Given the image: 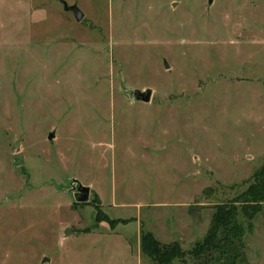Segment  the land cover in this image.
<instances>
[{"label": "rangeland", "instance_id": "obj_1", "mask_svg": "<svg viewBox=\"0 0 264 264\" xmlns=\"http://www.w3.org/2000/svg\"><path fill=\"white\" fill-rule=\"evenodd\" d=\"M263 165L264 0H0V264L187 250ZM244 243L264 264V205Z\"/></svg>", "mask_w": 264, "mask_h": 264}, {"label": "trees", "instance_id": "obj_2", "mask_svg": "<svg viewBox=\"0 0 264 264\" xmlns=\"http://www.w3.org/2000/svg\"><path fill=\"white\" fill-rule=\"evenodd\" d=\"M263 205L264 165L253 173L244 191L229 201L213 206L204 237L190 250H183L177 242L162 243L146 231L140 235V251L154 264H172L176 259L182 262L192 260L196 264H242L246 261V232ZM115 223L117 220L109 221L111 227Z\"/></svg>", "mask_w": 264, "mask_h": 264}, {"label": "water", "instance_id": "obj_3", "mask_svg": "<svg viewBox=\"0 0 264 264\" xmlns=\"http://www.w3.org/2000/svg\"><path fill=\"white\" fill-rule=\"evenodd\" d=\"M211 0H209V3ZM64 4V9L69 10L73 12V15L77 21H80L83 18V12L77 7L76 4L72 5H67L65 2ZM128 94L130 96H133L136 100H141L143 102H148L151 97V89L147 88L143 91L135 89L133 91H128ZM53 134L50 133L49 137H52ZM70 190L73 192V198L74 201L77 203H83L87 202L89 198V192L90 188L88 186L82 185L78 180L73 179L71 181V188ZM70 232L69 229H66L65 233L68 234ZM47 258H43V261H47Z\"/></svg>", "mask_w": 264, "mask_h": 264}, {"label": "crops", "instance_id": "obj_4", "mask_svg": "<svg viewBox=\"0 0 264 264\" xmlns=\"http://www.w3.org/2000/svg\"><path fill=\"white\" fill-rule=\"evenodd\" d=\"M210 221H211V219H210ZM209 224H210V222H209ZM208 229V228H207ZM207 231V230H206ZM148 232H150V231H148ZM151 233V232H150ZM206 233V232H205ZM205 235V234H204ZM204 235L202 236V238L204 237ZM137 245H138V255H137V263L138 264H142V261H141V251H140V233H138L137 232ZM202 238H200V239H197V240H195L194 242H193V245L197 242V241H200V240H202ZM157 239V238H156ZM158 241H160V242H162V243H170V242H177V243H179V245H180V247L182 248V242L179 240V238H176V237H173L170 241H162V240H159V239H157ZM192 245V246H193ZM192 246H191V248H192ZM191 248H189V249H187V250H190ZM183 249V248H182ZM184 250V249H183ZM151 262L154 264V262L151 260ZM195 262H193L192 260H186L185 262H182V261H180V260H178V259H176V260H174L173 262H172V264H194ZM244 263H246V261L244 262ZM244 263H242V264H244ZM196 264V263H195Z\"/></svg>", "mask_w": 264, "mask_h": 264}]
</instances>
